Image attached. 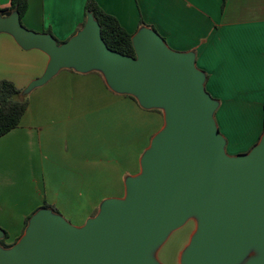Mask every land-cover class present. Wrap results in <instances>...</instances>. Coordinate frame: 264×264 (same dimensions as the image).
I'll return each mask as SVG.
<instances>
[{
	"label": "crops",
	"instance_id": "0c3cea01",
	"mask_svg": "<svg viewBox=\"0 0 264 264\" xmlns=\"http://www.w3.org/2000/svg\"><path fill=\"white\" fill-rule=\"evenodd\" d=\"M95 1L129 34L141 20L172 51L195 54L196 68L207 76L205 90L218 102L215 122L228 156L245 154L257 143L264 129V0ZM85 2L28 0L22 25L65 41L80 29ZM9 3L0 0V9ZM47 62L41 51L22 50L10 35L0 34V80L21 94ZM23 95L29 106L19 126L0 137V229L9 245L44 202L81 227L113 197L109 191L120 189L122 198L130 177V139L147 144L138 154L139 172L142 153L164 125L161 111L144 110L113 93L97 72L61 70ZM108 126L117 140L106 158ZM87 138L93 145L89 154L81 149Z\"/></svg>",
	"mask_w": 264,
	"mask_h": 264
},
{
	"label": "water",
	"instance_id": "95a60500",
	"mask_svg": "<svg viewBox=\"0 0 264 264\" xmlns=\"http://www.w3.org/2000/svg\"><path fill=\"white\" fill-rule=\"evenodd\" d=\"M1 33L48 57L22 96L61 70L97 72L113 93L161 111L164 125L139 172L125 179L122 198L104 200L81 227L38 210L11 248L0 247V264H158L155 250L191 218L196 227L179 264H264V130L247 153L226 154L218 102L193 52L172 51L143 27L131 37L135 57L123 56L108 49L92 14L60 45L25 28L16 13L0 14Z\"/></svg>",
	"mask_w": 264,
	"mask_h": 264
},
{
	"label": "trees",
	"instance_id": "16d2710c",
	"mask_svg": "<svg viewBox=\"0 0 264 264\" xmlns=\"http://www.w3.org/2000/svg\"><path fill=\"white\" fill-rule=\"evenodd\" d=\"M224 1L225 0H223V3ZM27 2L28 0H10L8 7L0 9V14L16 13L18 15L20 23L22 24V18L27 10ZM87 14H92L93 19L99 25L101 37L108 49L126 57H135L131 42L132 35L126 32L120 26L115 17L105 13L98 6L95 0H86L84 5V20L80 28L84 25ZM143 27H147L155 31L153 28L146 26L143 21L140 20L138 23V29ZM78 31L79 29L76 30L75 33H77ZM44 34L50 35L56 41L57 45H60L68 40L67 39L65 41H58L53 37L50 31H46L44 32ZM162 40L164 41V39ZM205 77L207 79L206 75ZM123 97L130 98L137 104L134 98L125 95H123ZM28 106L29 102L27 98L21 95V92L14 86L12 82L8 80H0V137L4 136L8 132L13 129H16L19 126L21 118L26 112ZM41 209L49 210L53 214L60 215V213L55 207L44 202L41 207H39L36 211H34L29 217L25 219L22 234L28 224L30 217L35 212ZM2 232L3 238L0 239V247H2L3 249H9L12 247V245L5 243L6 239L8 238V235L5 231L2 230Z\"/></svg>",
	"mask_w": 264,
	"mask_h": 264
},
{
	"label": "rangeland",
	"instance_id": "374dc122",
	"mask_svg": "<svg viewBox=\"0 0 264 264\" xmlns=\"http://www.w3.org/2000/svg\"><path fill=\"white\" fill-rule=\"evenodd\" d=\"M17 82L18 81H16V84H19ZM116 140H117L116 134L113 128L111 126L105 128L104 145L106 146L107 151L111 149V151L108 153V156L106 158H109L113 155V153L111 152H115ZM145 142H147V139H145ZM146 145H147L146 143L140 141V139L138 138L130 139V166H129L130 176L138 172V154L141 151H143ZM92 146L93 145L91 144V140L87 138L85 139L83 145L81 146V149L83 150L86 149V153L89 154L90 148ZM126 176L129 175L127 174ZM126 176L123 177V180ZM109 195L113 196L111 198H120L122 192L120 189L117 190L113 189L109 191ZM195 227H196V220L194 218H191L188 221H186V223L183 226L172 231L167 236L166 240L154 252L158 264H179L180 254L185 250L187 244L189 243L190 237L194 232Z\"/></svg>",
	"mask_w": 264,
	"mask_h": 264
}]
</instances>
